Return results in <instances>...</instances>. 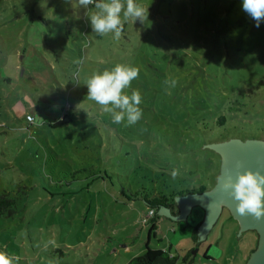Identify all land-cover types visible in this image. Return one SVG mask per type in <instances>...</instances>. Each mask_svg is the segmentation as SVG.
Instances as JSON below:
<instances>
[{"label": "rangeland", "instance_id": "obj_1", "mask_svg": "<svg viewBox=\"0 0 264 264\" xmlns=\"http://www.w3.org/2000/svg\"><path fill=\"white\" fill-rule=\"evenodd\" d=\"M136 2L148 18L114 39L93 32L94 5L0 0V192L16 200L0 218V250L18 264H127L148 242L177 264H247L258 246L255 230L237 239L226 207L199 244L204 207L177 222L150 215L143 195L165 194L178 215L173 190H211L222 172L205 146L264 140V21L256 27L243 0ZM116 64L139 69L125 89L142 94L131 126L86 97L88 78ZM64 113L73 121L50 125Z\"/></svg>", "mask_w": 264, "mask_h": 264}, {"label": "clouds", "instance_id": "obj_2", "mask_svg": "<svg viewBox=\"0 0 264 264\" xmlns=\"http://www.w3.org/2000/svg\"><path fill=\"white\" fill-rule=\"evenodd\" d=\"M79 5L87 8L94 5V11L89 15L93 32L104 36L114 33V39H119L124 31V24L132 20L144 22L148 18L146 9L136 0H79ZM243 11L256 21V27L264 21V0H243ZM78 60L76 63H81ZM139 76V69L129 64H116L112 69L94 72L85 83L88 88L87 98L110 113L112 122L120 124L126 120V125L136 124L142 118V94L138 89L128 95L125 89ZM165 84L175 87L177 81L167 78ZM111 105V106H110ZM35 123L34 118L28 117ZM175 179L176 169L171 170ZM223 191L228 192L237 202L235 213L239 217H254L257 221L264 220V171L247 168L235 175L229 173L219 180ZM54 245V241H49ZM47 246V245H46ZM21 258L12 256L6 250H0V264H18Z\"/></svg>", "mask_w": 264, "mask_h": 264}, {"label": "water", "instance_id": "obj_3", "mask_svg": "<svg viewBox=\"0 0 264 264\" xmlns=\"http://www.w3.org/2000/svg\"><path fill=\"white\" fill-rule=\"evenodd\" d=\"M205 147L218 151L223 159L222 172L217 178L214 188L202 193H189L176 197V202H178L180 208L178 215H172L167 207L160 209L158 213L180 222L187 220V216L195 205L204 207L206 211L204 221L198 228V240L200 244L207 238L208 231L220 217L223 208L227 207L241 224L237 239L241 236L242 230L254 229L259 233L258 246L252 252L247 264H264V220L257 221L251 216L239 217L235 213L237 202L228 192L223 191L219 182L222 177L229 173L235 175L237 172L246 170L247 168L264 171V140H248L246 142L231 140Z\"/></svg>", "mask_w": 264, "mask_h": 264}, {"label": "trees", "instance_id": "obj_4", "mask_svg": "<svg viewBox=\"0 0 264 264\" xmlns=\"http://www.w3.org/2000/svg\"><path fill=\"white\" fill-rule=\"evenodd\" d=\"M45 21V20H43ZM70 32L67 31V35ZM72 54V53H71ZM73 55V54H72ZM68 59V58H67ZM70 76H68L69 78ZM74 88L72 87L73 91ZM87 97V95H86ZM84 97V98H86ZM65 97L63 96H58L56 99L58 100H64ZM71 98L75 99L74 97H68V99L70 100ZM66 104V103H65ZM72 106V104L70 103V107ZM63 117L60 119H57L54 123H50V125L52 126H58V125H62L64 123H69L72 122V116H70L68 113H64L62 115ZM223 122V120H222ZM208 190L207 187H205L204 185H200L199 187H193V188H188V189H180V190H173V192H171V195L174 196L172 201L176 200L177 196H183L189 193H202L204 191ZM175 193V194H174ZM139 195V191L135 193V196L137 197ZM143 199L146 202L147 206L150 208V211L153 210L156 212L159 211L160 209L167 207L173 210L174 205L171 202V199L168 198V196H166L163 193H145L143 195ZM16 205V200L14 198H12L10 196V193L6 190H3L2 192H0V218L4 215H12L14 212V207ZM149 211V212H150ZM174 214H176V212L173 211ZM200 226V223L198 225H196L193 228L192 231V239H194L195 241H197L198 239V228ZM157 225L156 224H152V226L149 229V236H151V234L156 230ZM191 253H189L188 255L190 256ZM179 257L172 255L170 251L161 249V248H152L149 246V242L146 244V252L142 255H138L133 257L127 264H177ZM183 261H188L187 258H184Z\"/></svg>", "mask_w": 264, "mask_h": 264}, {"label": "crops", "instance_id": "obj_5", "mask_svg": "<svg viewBox=\"0 0 264 264\" xmlns=\"http://www.w3.org/2000/svg\"><path fill=\"white\" fill-rule=\"evenodd\" d=\"M16 18H19L18 16H16ZM200 225H201V223H200ZM211 231V229L208 231V233ZM248 233H251V235L249 236V238H250V240H252V238H253V234H252V232H248Z\"/></svg>", "mask_w": 264, "mask_h": 264}, {"label": "built area", "instance_id": "obj_6", "mask_svg": "<svg viewBox=\"0 0 264 264\" xmlns=\"http://www.w3.org/2000/svg\"><path fill=\"white\" fill-rule=\"evenodd\" d=\"M149 213H150V215H153L154 211L151 210ZM147 221H148V218H145V219H144V223H146Z\"/></svg>", "mask_w": 264, "mask_h": 264}, {"label": "flooded vegetation", "instance_id": "obj_7", "mask_svg": "<svg viewBox=\"0 0 264 264\" xmlns=\"http://www.w3.org/2000/svg\"><path fill=\"white\" fill-rule=\"evenodd\" d=\"M227 208V207H226ZM256 231V230H255ZM246 232H254V229H247ZM257 232V231H256ZM259 240V239H258Z\"/></svg>", "mask_w": 264, "mask_h": 264}]
</instances>
